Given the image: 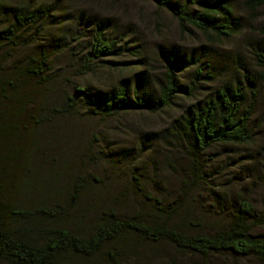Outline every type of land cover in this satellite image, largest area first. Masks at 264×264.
Returning <instances> with one entry per match:
<instances>
[{
    "label": "rangeland",
    "instance_id": "rangeland-1",
    "mask_svg": "<svg viewBox=\"0 0 264 264\" xmlns=\"http://www.w3.org/2000/svg\"><path fill=\"white\" fill-rule=\"evenodd\" d=\"M20 1L0 0V31L10 25L12 10ZM230 1L242 27L222 44L208 43L194 29L182 34L177 21L150 0H52L53 11L36 28L21 31L12 40L0 38V80L10 77L17 84L4 92L8 99L0 92V114H6L10 126L0 131L3 210L13 205L22 209L58 205L61 209L53 222L80 235L92 232L109 213L121 218L138 215L147 224L166 223L187 234H212L227 226L239 194L259 210L264 198L261 82L249 121L252 142L208 148L202 155L203 179L191 176L190 184L183 185L190 175V160L169 130L191 104L225 82L235 81L237 62L253 72L258 69L251 52L255 45H264V6L252 12L243 0ZM96 21L107 24V32L118 39L122 54L96 61L83 73L81 59ZM160 49L176 54L182 91L197 66L203 68L202 76L208 72L214 79L201 76L193 92L181 91L168 107L155 113L131 110L101 116L86 102L77 111H59L62 97L75 86L100 97L124 83L129 97L136 93L152 101L163 72ZM41 52L49 56L51 70L38 84L21 77L20 67ZM185 59L196 64L186 67ZM137 76L144 78L143 84L136 83ZM10 93L16 95L14 100ZM78 176L83 192L74 195L72 184ZM155 200L164 207L170 203L179 206L168 216ZM43 224L37 219L8 222L7 227L21 231L37 226L42 230ZM143 248L147 247L138 252ZM144 256L146 264H201L198 257L167 245ZM208 264L260 263L251 256L225 254L211 257Z\"/></svg>",
    "mask_w": 264,
    "mask_h": 264
},
{
    "label": "trees",
    "instance_id": "trees-1",
    "mask_svg": "<svg viewBox=\"0 0 264 264\" xmlns=\"http://www.w3.org/2000/svg\"><path fill=\"white\" fill-rule=\"evenodd\" d=\"M45 1L40 3L39 0H21L12 10L10 25L0 31V38L12 40L21 31L36 28L45 21L53 11L52 0ZM150 1L177 21L182 34L192 29L197 30L211 44H222L242 27L241 19L236 15L230 0ZM243 5L255 12L264 6V0H243ZM91 27L90 43L81 59L83 73L89 71L96 61L122 54L118 39L107 32V24L96 21ZM251 53L258 67L256 71L237 62L236 71L239 76L235 81L225 82L199 102L191 104L171 125V139L182 149L191 164L190 175L183 179L184 186L190 184L191 176L197 181L203 179L202 155L211 146L252 142L249 121L258 94L257 85L261 82L264 86V45H255ZM159 55L163 72L158 80L157 95L152 101L140 98L136 93L129 97L124 83L100 97H93L82 87L75 86L72 93L66 92L62 97L59 111H77L81 102H86V106L91 104L93 110L101 116L131 110L150 113L161 111L172 103L182 89L177 81L180 67L176 54L160 49ZM195 62L185 59V65L188 64L186 67L196 64ZM20 68L23 73L21 77L25 76L28 80L41 84L51 70L49 56L45 52L36 54ZM202 70L200 66L195 67L193 78L183 90L186 94L196 88ZM138 77L136 83L143 84L144 78ZM202 78L214 79L208 72ZM16 85L10 77L1 79L2 98L8 99L4 92L8 87L15 89ZM10 97L14 100L16 95L11 94ZM17 97L19 100V96ZM83 98L87 100L83 101ZM5 117L6 114H0V131L3 129L4 132L5 126L10 127ZM81 180L78 176L73 181L74 195L81 192ZM155 201L157 207L161 206L158 209L168 216L176 213L179 206L170 203L164 207L158 200ZM2 204L0 193V264H132L133 261L136 264H146L148 260L144 254L163 250L165 245L178 253L198 257L201 264H208L213 256L225 254L251 256L264 264V232H255L256 229H264V198L259 210H256L253 204L239 194L227 226L212 234H187L166 223L147 224L138 215L121 218L109 213L92 232L80 235L53 222L57 221L58 210L61 209L58 205H39L33 209L13 205L9 210H3ZM37 219L45 225L42 230L37 226L21 231H12L7 227L8 222L22 224ZM142 246L147 248L138 252Z\"/></svg>",
    "mask_w": 264,
    "mask_h": 264
}]
</instances>
